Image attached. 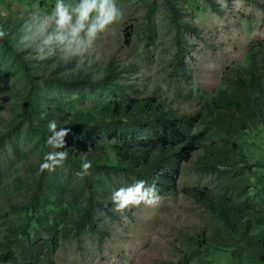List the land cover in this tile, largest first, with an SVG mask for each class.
Masks as SVG:
<instances>
[{
  "label": "rangeland",
  "instance_id": "rangeland-1",
  "mask_svg": "<svg viewBox=\"0 0 264 264\" xmlns=\"http://www.w3.org/2000/svg\"><path fill=\"white\" fill-rule=\"evenodd\" d=\"M178 1L180 19L176 25L171 21L165 0H116L124 13L123 19L101 34L90 57L92 62L80 67L99 76L100 71L116 61L123 66L120 80L124 97H156L191 114L202 95L218 89L231 67H247L246 55L253 43L264 44V0H213L216 11L207 0ZM66 2L74 4L76 0ZM37 3L39 8L34 9ZM55 3L56 0H0V14L5 18L28 7L32 12L48 13ZM184 21L197 25L199 34L188 33L182 27ZM4 22L5 19L2 22L0 19L3 27ZM179 37L189 43L181 56ZM29 55L45 72L53 70L59 62L67 64L62 73L80 68L75 61L65 63L58 55L44 60L36 59L32 51ZM24 86L25 79L17 64L0 45V140L3 142L0 144V218L3 220H14L19 214L3 206L6 200H12L13 206L30 204L37 177L32 166L39 162L43 150L27 127L18 125L24 104L20 92L25 90ZM46 90L50 93L49 105L69 112L87 107L99 111L104 101L111 98L109 92L97 93L92 101L90 96L70 98L50 85H46ZM255 114L247 130L238 135L237 142L242 147H237L233 154L236 165L227 174L199 172L196 153L181 169L177 195L158 193L161 200L157 205L142 204L123 214L113 211L111 195L137 180L130 181L134 177L122 169L111 151V158L103 154L122 143L102 134L105 132H99L87 142L86 138L75 140L67 135L65 140L75 143L71 152L79 162L87 159V150L97 155L102 153L98 158H104L112 168H91L90 175L84 178L78 177L77 171L67 163L55 170L54 197L43 198V202L46 206H60L54 211L70 233L60 242L61 264H254L249 260L250 256L253 259V253L247 252L241 241L231 239L220 220L184 191L208 188L225 193L231 185L241 183L242 187H248L256 202L264 204V119L258 112ZM208 137L211 142H220L225 135L213 129ZM104 206H108L107 213L102 211ZM88 208L93 224L104 236L91 233L88 222L76 236L74 223L84 217ZM46 221L44 218L43 222ZM252 233L255 236L264 233V226ZM223 242L230 247H219Z\"/></svg>",
  "mask_w": 264,
  "mask_h": 264
},
{
  "label": "trees",
  "instance_id": "trees-1",
  "mask_svg": "<svg viewBox=\"0 0 264 264\" xmlns=\"http://www.w3.org/2000/svg\"><path fill=\"white\" fill-rule=\"evenodd\" d=\"M207 1L216 11L214 1ZM165 3L171 21L177 25L180 19L179 1L165 0ZM31 12L28 7L5 18L0 14L1 22L5 19V27L1 24L0 27L6 32V36L0 39V45L13 58L25 79V90L20 92L24 104L18 125L27 127L43 146L39 162L32 166V173L37 177L34 179L30 204L13 206L12 200H6L3 204L6 209L19 214L14 220L0 218V264H61L60 242L66 240L70 233L54 211L59 210L60 206H46L43 202V198L54 197L55 171H40L45 156L54 151L46 143L50 135L47 127L49 121H57L58 128L70 129L69 136L75 140L86 138L85 142L92 141L99 132H105L102 134L111 139H118L122 146L113 145L103 154L111 158V151L121 162L122 169L134 177L130 179L131 182L144 180L148 186L155 185L160 195L173 196L179 193L178 183L183 165L191 161L196 153L199 172L209 174L222 171L227 174L228 170H232L236 165L233 154L237 147H242L237 142L239 133L247 130L255 112L264 119L263 43H253L246 55L247 67H231L218 89L202 95L189 114L156 97H124L120 80L123 66L116 61L100 71L99 76L84 67L62 73L67 66L62 62L45 72L40 64L30 58L31 50L20 51L16 48L20 28ZM182 27L190 34L200 32L198 26L191 22L184 21ZM178 43L181 44L178 51L181 56L189 43L180 37ZM44 82L70 98L90 96L94 101L97 93L102 92H109L111 98L104 101L99 111L87 107L69 112L48 104L50 93L46 85L43 86ZM127 87L131 88V85ZM213 129L225 135L220 142L209 141L208 132ZM0 144H3L1 140ZM74 147L75 143L67 139L65 148L61 149L68 152L64 163L70 165L73 171H80L85 160L91 161L92 168H112L104 158H98L102 153L97 155L87 150V159L79 162L72 156L71 148ZM184 192L212 217L220 220L231 239L241 241L247 252L253 253L250 262L264 264V233L256 236L252 233L264 226V204L255 201L248 187H242L239 183L238 186L231 185L225 193H216L208 188L186 189ZM56 199L60 197L57 195ZM107 207L104 206V213L109 211ZM89 209L85 210L80 221L74 223L76 236H79L86 222L91 224V233L104 236L105 233L99 232L93 224ZM44 218L46 222H43ZM219 247L229 248L230 245L223 242Z\"/></svg>",
  "mask_w": 264,
  "mask_h": 264
},
{
  "label": "clouds",
  "instance_id": "clouds-1",
  "mask_svg": "<svg viewBox=\"0 0 264 264\" xmlns=\"http://www.w3.org/2000/svg\"><path fill=\"white\" fill-rule=\"evenodd\" d=\"M33 8L38 9L39 4H34ZM123 16L116 0H76L74 4L56 0L50 12L34 11L28 15L20 28L16 48L31 50L38 60L58 55L65 63L75 61L80 67L92 62L90 57L96 41L110 26L118 24ZM5 36L6 32L0 27V39ZM95 58L99 59L98 56ZM47 127L50 135L46 143L54 151H50L40 164L41 172H53L62 167L69 155L61 149L65 148V137L70 129L58 128L55 120L49 121ZM91 168V161L85 160L76 175L84 178L90 175ZM160 200L155 185L148 186L144 180L121 187L111 195L113 211L121 214L142 204L155 206Z\"/></svg>",
  "mask_w": 264,
  "mask_h": 264
}]
</instances>
